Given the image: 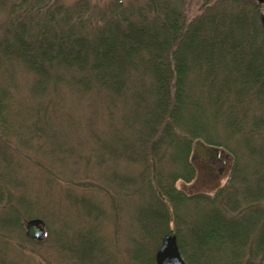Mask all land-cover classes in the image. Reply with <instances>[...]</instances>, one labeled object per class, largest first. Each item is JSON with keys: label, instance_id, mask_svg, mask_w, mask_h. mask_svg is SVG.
<instances>
[{"label": "trees", "instance_id": "16d2710c", "mask_svg": "<svg viewBox=\"0 0 264 264\" xmlns=\"http://www.w3.org/2000/svg\"><path fill=\"white\" fill-rule=\"evenodd\" d=\"M189 3L0 0V120L30 117L31 109L19 110L13 96L18 65L30 77L31 95L63 88L103 99L110 121L116 119L118 147L98 137L95 146L135 165L132 187L145 196L135 211L142 235H158V242L162 233L175 235L186 264H264L259 6L253 0H202L188 17ZM0 138L5 161L10 146ZM192 140L215 148L220 161L190 155ZM5 178L1 199L11 195ZM117 181L126 185L129 177ZM12 211L0 218L10 231L20 229ZM91 237L70 241L69 251L60 245L61 259L107 264L108 257L96 259L99 243ZM157 241L134 254L137 264H155Z\"/></svg>", "mask_w": 264, "mask_h": 264}, {"label": "rangeland", "instance_id": "374dc122", "mask_svg": "<svg viewBox=\"0 0 264 264\" xmlns=\"http://www.w3.org/2000/svg\"><path fill=\"white\" fill-rule=\"evenodd\" d=\"M201 5L202 0H190L188 17ZM259 13H264V2ZM17 71L18 84L12 90L15 102L19 110H31L30 117L15 115L6 124L0 120V137L10 146L8 159L0 158V179L6 175L4 182L11 193L9 199L6 195L0 198V218L12 209L13 214H21L19 219L12 215L20 229L0 226V257L7 264H73L61 259L60 245L69 251L70 241L77 244L89 234L93 237L90 241L99 243L95 255L100 262L108 257L107 264H137L134 254L147 252L146 247L152 246L158 235L149 239L136 226L135 211L145 196L132 187L135 165L116 156L110 158L112 153L98 151L95 146L98 137L118 147L116 119L110 121L105 101L93 94L80 97L76 89L31 95L26 87L30 77L21 65ZM192 141L190 155L196 140ZM222 164H216L221 173ZM122 175L129 177L126 185L117 181ZM226 178L224 175L222 182ZM181 184L176 183L178 188ZM31 219L43 223L47 236L40 245L25 239L24 225ZM169 227L176 228L175 222L170 221ZM138 235L142 239H135ZM64 250L66 256L69 252Z\"/></svg>", "mask_w": 264, "mask_h": 264}, {"label": "water", "instance_id": "95a60500", "mask_svg": "<svg viewBox=\"0 0 264 264\" xmlns=\"http://www.w3.org/2000/svg\"><path fill=\"white\" fill-rule=\"evenodd\" d=\"M262 3L264 0H256ZM259 21L264 33V14L259 15ZM194 154L198 155L202 160L209 155L211 158L217 156V150L207 149L200 141H196L193 146ZM220 172V171H219ZM25 235L33 240H41L44 236L43 223L39 219H31L25 222ZM154 259L156 264H185L180 257L176 244V237L172 234H164L160 240V244L155 251Z\"/></svg>", "mask_w": 264, "mask_h": 264}]
</instances>
